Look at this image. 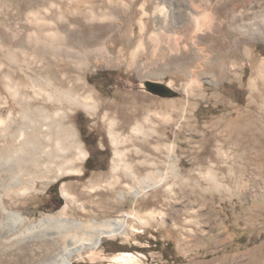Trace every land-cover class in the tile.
Segmentation results:
<instances>
[{"label": "rangeland", "instance_id": "374dc122", "mask_svg": "<svg viewBox=\"0 0 264 264\" xmlns=\"http://www.w3.org/2000/svg\"><path fill=\"white\" fill-rule=\"evenodd\" d=\"M94 1L89 0L85 6L82 4L79 13H85ZM123 1L129 6L133 2V14L131 17L129 15L127 23L125 15L123 20H116L120 30L114 36L118 37L122 29L126 35L128 28H131L135 33L131 45L122 51L121 41H116V45L111 41L113 45L111 42L108 45L110 49H107L105 58L91 59L86 65L79 66V74L87 80L88 87L95 92L94 97L99 102V108L91 114L82 108L73 109L67 121L76 128L89 152L82 164V174L67 175L45 189L40 188L42 185L39 183V193L24 195L21 205H9V208L30 219H38L63 209H66L68 216L82 220L124 217L137 230L128 237L105 240L95 253L88 252L82 258L75 259L72 264H114L113 258L125 253L136 255L138 260L131 264H264V165H258L256 159L257 154L264 157V133L252 136L254 140L250 141L251 150L248 149L242 159H237L243 154L238 143L227 145L222 140V129L228 123L238 126L264 120V79L257 74L259 65L264 61V41L234 47L236 51L230 63L231 66L234 65L231 73L217 74L215 78L211 74L200 77L202 79L199 78L198 82L201 87L193 94L187 93L184 88L192 71L190 59L202 56L197 54L196 49L202 46L213 49L214 46L223 45L228 41L224 35L234 17L250 14L259 18L264 15V0H214V22L209 27L205 25L203 30H197L201 42L199 48L191 46L187 36L189 29H194L193 18L204 0ZM74 2L75 0H0V53L7 55L9 47L26 40L29 32L27 28L32 25L27 14L30 10L36 11L40 17L47 15L52 23L57 21L61 29L80 35L82 33L91 42H96L102 33V26L95 22L86 23L84 14L74 11L77 8ZM103 4L107 7L105 2ZM157 6L166 7L168 11L170 7L174 9L165 24H156V20L162 21ZM99 7L95 5L93 9L99 10ZM44 9L50 12L46 14ZM181 18L189 24L188 29H177L180 40L185 41L187 47L180 48L178 60L169 65L164 73L141 78L140 72L151 71L152 68L156 70L162 64L158 63L156 57L149 55L148 50L156 47L155 42L150 41V36L159 32L161 45L171 41L158 28H172ZM141 40L144 45L143 53L139 54L140 59L134 64L131 53ZM160 46L158 54L162 52ZM213 55L216 56L215 51ZM4 71L5 68L2 72ZM212 78L214 83L209 81ZM147 81L163 83L175 95H155L147 90ZM0 86V92L7 97L8 93L2 87L1 75ZM166 101L182 102L184 114L188 117L180 121L172 113L174 122L162 124L170 136L169 143H175L177 147L178 162L185 183L175 185L171 195L165 188H161L138 199L129 197L120 208L110 205L103 207L99 201L104 195L110 194V188L92 191L87 186L91 180L100 176L105 179L111 176L115 149L109 128L103 121L105 113L110 112V104L126 108ZM176 106L181 105L177 103ZM2 111L0 109V114L5 115L6 112ZM225 162L231 165L235 179L227 182L228 176L225 181L219 180L228 185V188H208L212 184L202 175L213 164L217 171L220 169V175H228ZM238 165H242L240 170L236 168ZM64 183L71 186L74 201H68L62 194ZM53 187L57 194L52 190ZM129 214L133 216H128ZM0 223V264L42 262L44 249L47 248L46 241H43L47 240L46 237L39 241L14 239L15 233L8 234L3 228L5 222L1 214Z\"/></svg>", "mask_w": 264, "mask_h": 264}, {"label": "bare ground", "instance_id": "6f19581e", "mask_svg": "<svg viewBox=\"0 0 264 264\" xmlns=\"http://www.w3.org/2000/svg\"><path fill=\"white\" fill-rule=\"evenodd\" d=\"M101 1L95 0L89 9L81 14V5L85 6L89 0L74 2L77 6L74 11L80 15L84 14L86 23L95 22L102 26V33L96 42H91L82 36V33L80 35L68 32L65 28L61 29L57 21L52 23L47 15L40 17L36 11L30 10L27 14L32 25L27 28L29 32L26 40L9 47L7 55L0 53L2 87L8 93L7 97H4L0 92V109H3V113L7 109L5 115L0 114V214L5 222L3 228L8 234L15 233L14 239L39 241L42 237L47 238L43 240L46 241L47 247L44 249V259L35 264H72L75 259L82 258L88 252L95 253L105 240L128 237L137 231L124 217L82 220L68 216L66 209H63L38 219H30L9 208V205H21L24 195L39 193V183L42 185L40 188L45 189L67 175H79L83 172L82 164L88 158L89 152L76 128L67 121L73 109L82 108L91 114L97 111L99 102L94 97L95 92L88 87L87 80L79 74V66L86 65L91 59L105 58L111 41L115 45L116 41H121L124 51L131 45L135 36L131 28L125 32L126 35L121 28L118 37L114 36V33L120 30L116 20H123L125 15V23L128 22L129 15L131 17L133 14V2H130L129 6L123 0ZM103 2L107 7L110 4V7H105ZM95 5L101 9H93ZM156 9L162 15L163 21L156 20V24H165L174 11L172 7L169 11L160 6ZM142 10L147 15L143 7ZM215 11L214 0H204L201 3L200 10L192 21L194 29H189L187 36L191 46L199 48L201 42L197 30H201L205 25L209 27L210 23L214 22ZM48 12L45 10L46 14ZM182 27L188 29L189 24L181 18L172 28H158L162 35L165 33L166 37L171 39L162 45L159 32L150 36V41L155 42L156 47L148 50L149 55L156 57L158 63L162 64L157 66L156 70L152 68L151 71L140 72L141 78L164 73L169 65L176 63L180 48L187 47V43L181 41L178 36L177 29ZM224 36L228 39L224 42L225 45L222 43L223 45L214 46L213 49L204 46L196 49L197 54L202 56L193 57L189 61L192 71L184 86L187 93L193 94L201 87L198 82L200 77L211 74L215 78L217 74L233 71L234 65L231 66L230 63L235 55L234 47L264 41V15L259 18L250 14L234 17ZM113 43L111 42L112 45ZM94 44L95 48H92ZM159 46L161 54H158ZM143 49L141 40L131 53V61L134 64ZM4 68L6 71L2 72ZM257 74L264 79V61L259 65ZM209 81L214 83L213 78ZM177 103L181 106L177 107ZM109 111L105 113L103 121L109 128L115 149L111 176L109 179L100 176L91 180L87 186L92 191L110 188V194L104 195L99 201L103 207L110 205L120 208L129 197L138 199L161 188H165L171 195L175 185L185 183L178 162L177 147L175 143H169L170 136L165 132V126H162L174 122L172 113H175L180 121L188 119L184 114L182 102H154L151 105L126 108L110 104ZM262 122L264 120L238 126H233L231 122L222 129L224 144L236 142L243 151L237 159L244 158L248 149L251 150L253 135L264 133ZM222 154L226 157L224 152ZM256 159L258 165H264L262 155L257 154ZM239 165L236 167L238 170L242 168V165ZM224 166L228 175H220V169L217 171L214 164L202 175L212 184L207 186L208 188H228V185L219 180L225 181L228 176L227 182L235 179L231 165L225 162ZM71 190L69 184L62 185V194L68 201H74ZM137 260L136 255L132 253L120 254L113 258L114 264H131Z\"/></svg>", "mask_w": 264, "mask_h": 264}, {"label": "water", "instance_id": "95a60500", "mask_svg": "<svg viewBox=\"0 0 264 264\" xmlns=\"http://www.w3.org/2000/svg\"><path fill=\"white\" fill-rule=\"evenodd\" d=\"M145 85L147 90L155 95L161 97H172L175 95V92L163 83L147 81Z\"/></svg>", "mask_w": 264, "mask_h": 264}, {"label": "trees", "instance_id": "16d2710c", "mask_svg": "<svg viewBox=\"0 0 264 264\" xmlns=\"http://www.w3.org/2000/svg\"><path fill=\"white\" fill-rule=\"evenodd\" d=\"M88 162H89V159H88V161H87V164H88ZM52 190L55 191V193L57 194V191H56L55 187H53Z\"/></svg>", "mask_w": 264, "mask_h": 264}]
</instances>
